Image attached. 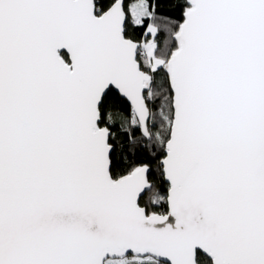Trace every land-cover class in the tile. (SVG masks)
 I'll use <instances>...</instances> for the list:
<instances>
[{"label": "water", "instance_id": "water-1", "mask_svg": "<svg viewBox=\"0 0 264 264\" xmlns=\"http://www.w3.org/2000/svg\"><path fill=\"white\" fill-rule=\"evenodd\" d=\"M188 1L167 63L168 212L150 214V169L114 179L100 126L111 88L150 121L124 0L99 15L96 0H0V264H264V0Z\"/></svg>", "mask_w": 264, "mask_h": 264}, {"label": "trees", "instance_id": "trees-1", "mask_svg": "<svg viewBox=\"0 0 264 264\" xmlns=\"http://www.w3.org/2000/svg\"><path fill=\"white\" fill-rule=\"evenodd\" d=\"M118 0H96L97 14L109 10V7ZM141 0H124L127 13L125 36L134 40L138 45L149 42L151 34L147 27L154 25L155 47L154 57L162 63L154 66L146 58L140 61L141 69L151 76L145 101L149 107L150 121L147 132L140 126L137 116L134 115L132 105L114 88L109 89L100 104L101 127H107L110 132V144L113 151L110 156L111 174L114 179L128 177L140 167L150 169L149 179L152 182L150 191L140 198V204L147 212L167 213V195L169 184L164 179L161 160L166 153V143L169 140L171 123L173 120V92L171 90L170 75L167 63L171 55L179 46L181 38L177 36L180 25L185 19V11L190 7L188 0H144L146 14L142 22L135 21L130 15L132 2ZM68 61V56L64 54ZM198 253V264H213L212 260L201 252ZM110 263L104 264H170L162 262L158 253H150L145 257L122 253L120 256H111ZM108 259V260H110Z\"/></svg>", "mask_w": 264, "mask_h": 264}, {"label": "rangeland", "instance_id": "rangeland-1", "mask_svg": "<svg viewBox=\"0 0 264 264\" xmlns=\"http://www.w3.org/2000/svg\"><path fill=\"white\" fill-rule=\"evenodd\" d=\"M144 0L141 1H134L131 3V5L129 6L130 8V15H132V17L135 18V21L137 22H142V16H144L146 14V7L143 6L144 4ZM147 33L151 34V38L149 40V44L147 45L148 50L150 51V56L152 58V62L153 65L155 66H159L162 62L160 60H158L156 57H154V39H152L154 37V34L156 33V28L154 27V25H149L147 27ZM108 261V262H107ZM110 260H106L105 262L110 263Z\"/></svg>", "mask_w": 264, "mask_h": 264}, {"label": "built area", "instance_id": "built-area-1", "mask_svg": "<svg viewBox=\"0 0 264 264\" xmlns=\"http://www.w3.org/2000/svg\"><path fill=\"white\" fill-rule=\"evenodd\" d=\"M137 57L144 59L146 58L147 60L150 61V54H149V50L146 47V44H143L140 48L137 49Z\"/></svg>", "mask_w": 264, "mask_h": 264}, {"label": "crops", "instance_id": "crops-1", "mask_svg": "<svg viewBox=\"0 0 264 264\" xmlns=\"http://www.w3.org/2000/svg\"><path fill=\"white\" fill-rule=\"evenodd\" d=\"M153 50H154V47H153Z\"/></svg>", "mask_w": 264, "mask_h": 264}]
</instances>
